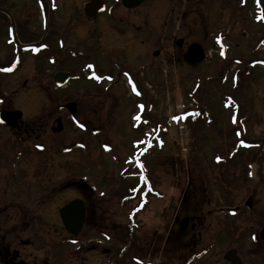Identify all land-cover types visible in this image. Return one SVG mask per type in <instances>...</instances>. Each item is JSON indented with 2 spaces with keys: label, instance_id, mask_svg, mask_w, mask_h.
<instances>
[{
  "label": "rangeland",
  "instance_id": "374dc122",
  "mask_svg": "<svg viewBox=\"0 0 264 264\" xmlns=\"http://www.w3.org/2000/svg\"><path fill=\"white\" fill-rule=\"evenodd\" d=\"M86 1L0 0V14L9 15L17 41H43L15 57L10 33L0 23V67L12 60L11 77L0 76L6 82L7 107L24 114L27 124L41 133L39 142H55L58 148L43 153V170L36 169V158L25 162L28 175L38 180L29 187L36 194L50 188L55 192L37 202L29 199V211L11 214L3 232L28 259L47 253L36 252L35 243L52 246L54 254H74L64 264H96L102 249L109 252L107 264H150L151 259H164L156 255L159 243L169 244V259L183 258L191 251L188 235L168 236L167 241L164 236L183 189L203 174L209 184L204 194L222 200L219 183L227 167L214 164L229 157L235 165L230 168L238 169L244 161L259 164L264 157V0H146L135 11L101 0L107 3L103 13L108 15L100 16L104 26L90 29L104 30L108 42L120 33L134 43L97 60L98 68L114 76L119 73L116 64L126 75L118 83L104 80L98 87L94 79L82 80L55 90V69L48 57L67 26L66 44L82 43L89 29ZM113 20L120 24L116 29ZM181 39L187 45L201 44L206 52L195 68L183 60L185 44L176 45ZM41 48L47 51L39 52ZM112 56L117 59L111 65ZM73 64L82 67L83 62ZM79 72L94 76L91 70ZM67 102L76 104L71 118L58 109ZM148 128L151 135H145ZM67 146L73 151L63 155ZM79 177L95 188L94 194L69 186ZM262 177L254 203L257 214L264 211V173ZM231 189L234 199L250 194L241 182ZM74 199L86 203L87 222L76 241H70L58 208ZM91 246L99 253H89Z\"/></svg>",
  "mask_w": 264,
  "mask_h": 264
},
{
  "label": "flooded vegetation",
  "instance_id": "af4514ba",
  "mask_svg": "<svg viewBox=\"0 0 264 264\" xmlns=\"http://www.w3.org/2000/svg\"><path fill=\"white\" fill-rule=\"evenodd\" d=\"M90 1L92 0L86 1L85 4ZM99 3L104 4L105 9L107 8V3L101 0H99ZM84 15L86 17V27L89 26V29H86L84 32L82 43L79 45L74 44L71 47L72 49L66 44L69 40L65 33L70 34V29L67 26L66 31H63L59 37L57 50L53 51V53L51 52L52 56L48 57L53 62V68L55 69L54 74H70V85L71 82H80L82 80L86 82L87 80H92L93 76H82L79 74V71L85 73V71L91 70L100 82L105 80L108 83H118L117 79L124 77L126 72L122 73L119 66L114 63L117 71H119L118 74L114 75V80V76L103 73L107 68L104 70L98 68L97 60L101 58L108 59L111 53L114 51L117 52V48L124 49L134 42L132 39L130 40L131 37L129 35L120 33L117 35L115 42H108L104 35V30L102 33H99V31L95 33L90 29V26H94V29H96L97 24L104 26L100 21V16L108 14L99 13L95 16L88 17L84 12ZM8 16L7 14H0V23L1 25L3 24L5 31H9L10 34L14 33L16 38H18L17 33L11 28V19ZM43 21L44 20L41 18L40 23ZM113 21L112 24L116 25L115 29L118 28L120 24L115 23V20ZM45 26L46 21L43 22V27ZM135 28H137V26H135ZM138 28H140V26H138ZM42 42L43 41L35 43L30 41L24 44L23 42H16L13 40L12 43L15 50L23 51V48L26 46H39ZM184 44L182 40V45L177 47L181 48ZM186 47L187 44H185V49ZM43 51L44 49L42 48L41 52L43 53ZM77 54L79 55L78 59H76ZM116 59L117 57L112 56L110 60L112 61L111 65ZM76 60H81L83 62V65H81L82 67L73 64L77 62ZM11 62L10 60L7 66L0 67V76L11 77ZM67 67H69V70H66ZM76 68L79 69L76 70ZM4 69H10V71H5ZM4 74H6V76ZM54 74L52 75V80ZM97 86L99 87L102 85L100 83V85L97 84ZM5 88L6 82L0 80V264H64L74 257V254H54L52 246L46 243L42 245L35 243L34 248L36 252L47 253L46 255L44 254V257L42 256V259H38L34 256L28 259L26 255L23 256L19 253V244L10 242L6 234H4L5 232H3L7 229V226L10 225V219H12L11 214L13 215L14 213L16 217L17 213L22 214L29 211V199L34 198L37 202L41 198L51 197L52 193L55 192L54 188H50L49 190H41V192L36 194L35 192L37 189L29 187V183L38 181L36 179L37 176L33 174L28 175L29 170L25 168V162L32 158H36V160L41 162L43 153L48 155L50 152H56L58 149H55V145H53L55 142L50 144L39 142L41 133L27 124L28 122L23 113H21L19 119L15 120L13 125L6 126L2 123L3 114L18 111L17 109L10 110V107H7V96L3 90ZM62 112L65 113V118H67V112ZM43 145L45 146V152ZM46 145L48 147L52 146V148H46ZM74 145L80 148L84 146L82 143H75ZM72 151V147L67 146L63 155L70 154ZM261 153H264V146L261 148ZM222 160L220 161L222 164L218 163L214 164V166L219 167L222 165L227 167L225 172H223V174L221 173L223 181L219 183L221 191H224L221 192L223 199L219 200L218 198H214V196L204 194L209 188V184L206 182L205 175H197L196 179H198V182L193 183L192 181L190 186L186 187V190L183 189L184 191L178 200V205L174 207L172 211L174 221L169 223L165 228V241L168 240V236L171 237L178 234L181 237L183 235H188V237H186L187 242L189 241L187 248L191 251L183 258L175 257L169 259V255L166 252V246L169 244L159 243L160 246L157 251L151 248V250H153V253H151L154 255V251H156V255L164 256V259H151L150 264H264V211L260 212L261 215L257 214L255 210L256 206L254 205L257 200V185L263 181L264 157L259 159V164L256 161H252V159L244 161L243 167L238 169L230 168L231 166H235L231 164V162H233L232 158L222 157ZM40 162H38V167H36L37 170H43L42 162L41 166ZM249 162L250 164L253 162L256 163L255 180L251 178ZM18 170L19 172H17ZM80 179L81 177L77 178V181ZM77 181L70 182L69 186L72 187V189L78 187ZM236 182H241L243 188H246V190L250 189V194L241 199H234V195L231 193V185ZM148 184L150 186L152 185L150 181ZM21 186L25 188H22L20 191L18 188ZM152 187L154 186L152 185ZM213 202L218 205H213ZM84 204L86 207L85 225L87 222V206L86 203ZM206 206H211V209L206 211L207 214H205L204 211ZM59 209L60 208H58V210ZM204 214L206 216H204ZM203 216L204 218H202ZM76 238H78V236L70 238V241H76ZM13 245H16L18 249ZM92 251L96 252L98 250L95 246H91L88 248V252L90 253ZM102 251L103 254L96 255L98 260L96 264H107V255L109 252L107 249H102ZM124 252L125 251L122 250V253ZM134 255H136V253H134ZM87 263L92 264V262Z\"/></svg>",
  "mask_w": 264,
  "mask_h": 264
},
{
  "label": "water",
  "instance_id": "95a60500",
  "mask_svg": "<svg viewBox=\"0 0 264 264\" xmlns=\"http://www.w3.org/2000/svg\"><path fill=\"white\" fill-rule=\"evenodd\" d=\"M124 8L132 10L136 9L141 6L145 0H119ZM104 6L99 3V0L90 1L85 5V13L88 17H92L95 14L102 12ZM177 46L182 45V40L177 41ZM156 55V53H155ZM205 59V52L201 45L197 43H193L187 46L186 51L183 55L184 62L192 68H195L199 64H201ZM69 75L66 73H58L54 76V82L57 84L58 87H63ZM60 109H66L71 116H74L76 113V104L75 103H68L66 105L60 106ZM21 117V113L11 112L7 114H3L2 116V123L6 126L13 125L16 119ZM254 170V166L252 165ZM80 188L89 193H94L95 189L89 186L84 180L80 181ZM86 209L84 207V203L81 200H73L66 204L59 210V217L61 223L65 229V231L76 237L80 232L84 221H85Z\"/></svg>",
  "mask_w": 264,
  "mask_h": 264
},
{
  "label": "snow or ice",
  "instance_id": "6c2138e0",
  "mask_svg": "<svg viewBox=\"0 0 264 264\" xmlns=\"http://www.w3.org/2000/svg\"><path fill=\"white\" fill-rule=\"evenodd\" d=\"M5 71H10V69H4Z\"/></svg>",
  "mask_w": 264,
  "mask_h": 264
}]
</instances>
